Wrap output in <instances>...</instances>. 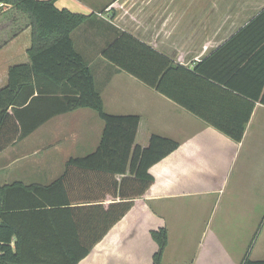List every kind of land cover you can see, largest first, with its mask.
Wrapping results in <instances>:
<instances>
[{"label":"crops","instance_id":"crops-1","mask_svg":"<svg viewBox=\"0 0 264 264\" xmlns=\"http://www.w3.org/2000/svg\"><path fill=\"white\" fill-rule=\"evenodd\" d=\"M214 1L168 0L162 10L146 12V26L135 13L130 26L119 12V0H56V6L95 14L73 33L83 55L86 49L88 56L96 49L92 61L104 62L102 49L123 30L175 63L193 68L264 8L245 17H219ZM10 7L0 3V15ZM31 46L32 28L28 27L0 49V89L9 83L12 66L30 63ZM86 60L106 112L140 116L134 147L146 148L153 135L173 139L179 146L150 168L153 185L78 264H153L159 245L152 231L161 228L168 231L162 264H242L249 236L231 231L230 225L251 222L260 202L264 203V104L256 102L244 136L236 142L129 73L124 77L125 71L101 63L94 70V62ZM101 71L106 73L104 79L98 77ZM245 111L241 101L242 116ZM103 130L104 121L89 108L50 118L0 153V187L13 182H21L30 191L50 186L63 176L68 160L96 150ZM31 142L34 146L29 148ZM82 188L74 183L73 192ZM65 197L58 190L53 199ZM39 198L22 190V240L26 241L22 254H63L59 247L42 246L41 241L84 238L87 222L46 216L39 212ZM218 209L221 216H217Z\"/></svg>","mask_w":264,"mask_h":264},{"label":"trees","instance_id":"trees-1","mask_svg":"<svg viewBox=\"0 0 264 264\" xmlns=\"http://www.w3.org/2000/svg\"><path fill=\"white\" fill-rule=\"evenodd\" d=\"M0 3L11 5L0 15V49L32 28L30 63L12 66L9 83L0 89V153L58 114L89 108L104 121L96 150L68 160L63 176L50 186L30 191L13 182L0 187V264H78L130 211L134 200L146 194L154 183L150 168L179 143L153 135L146 148L134 147L140 116L106 112L94 73L73 39L74 31L94 13L58 8L56 0ZM102 56L236 142L242 140L256 102L264 104V8L193 68L175 63L123 30L116 32ZM74 183L83 190L73 192ZM22 190L32 197L40 195L39 212L46 216L83 218L88 234L41 241L42 246L59 247L63 254L23 255ZM58 190L65 199H53ZM152 237L159 245L153 264H162L168 231L154 230ZM242 264H264V260L246 257Z\"/></svg>","mask_w":264,"mask_h":264},{"label":"rangeland","instance_id":"rangeland-1","mask_svg":"<svg viewBox=\"0 0 264 264\" xmlns=\"http://www.w3.org/2000/svg\"><path fill=\"white\" fill-rule=\"evenodd\" d=\"M168 0H119V4L117 7H119V12L123 14L124 19H126L128 22H130V26L134 24L135 22L132 21L131 15L133 13L140 15L139 19L141 21V24L146 26V12L148 10H162L163 7H165V3ZM214 1V0H213ZM90 2H93V0H90ZM211 0H202V3H209ZM217 4V9L215 14L217 16H234V15H241L242 17L247 14H253L260 10L261 8L264 7V0H215ZM117 10H115V13ZM205 13V12H204ZM91 43V41H90ZM96 43V42H95ZM80 44V43H79ZM80 49V47H79ZM99 50V49H98ZM103 50V49H102ZM87 49L86 51H83L84 55L86 56V59L89 60V62H94L93 64V69L97 70L95 66H97L99 63L98 60L92 61L90 60V56H96L94 54L96 52V49L92 50V54L88 56ZM102 56V55H101ZM102 61V67L103 65L109 66L111 68H116L115 65L111 64L110 62L106 61L103 56L100 58ZM102 69V68H101ZM100 69V70H101ZM104 79L106 76V73L101 71L98 73ZM124 77L129 76L128 73L123 72ZM100 84V83H99ZM110 108V107H109ZM25 144H23L24 146ZM22 146V147H23ZM34 146V143L31 142L29 143V148H32ZM81 152V151H80ZM16 166V165H15ZM13 167L16 169L17 167ZM229 195L226 193V197L222 199V205H224L223 201L227 198ZM261 205L259 208L256 209L255 215L252 216L251 222L249 219V223L246 224H235V225H230L231 231H239L241 232L244 237H248L249 239L247 241V248L244 251L243 257H249L250 259L253 260H264V203L263 201L260 202ZM217 216H221V210H217ZM252 224V225H251ZM256 224V225H253ZM174 245V243H173Z\"/></svg>","mask_w":264,"mask_h":264}]
</instances>
